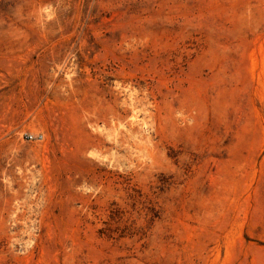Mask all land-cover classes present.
Wrapping results in <instances>:
<instances>
[{"label":"rangeland","instance_id":"obj_1","mask_svg":"<svg viewBox=\"0 0 264 264\" xmlns=\"http://www.w3.org/2000/svg\"><path fill=\"white\" fill-rule=\"evenodd\" d=\"M0 264H264V0H0Z\"/></svg>","mask_w":264,"mask_h":264},{"label":"built area","instance_id":"obj_2","mask_svg":"<svg viewBox=\"0 0 264 264\" xmlns=\"http://www.w3.org/2000/svg\"><path fill=\"white\" fill-rule=\"evenodd\" d=\"M27 139L30 141L43 140L44 134L43 133H39V134L29 133L27 134Z\"/></svg>","mask_w":264,"mask_h":264}]
</instances>
